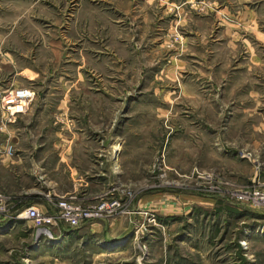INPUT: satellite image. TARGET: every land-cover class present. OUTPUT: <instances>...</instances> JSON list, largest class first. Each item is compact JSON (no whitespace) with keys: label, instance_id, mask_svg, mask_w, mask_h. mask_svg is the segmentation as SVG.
Instances as JSON below:
<instances>
[{"label":"rangeland","instance_id":"1","mask_svg":"<svg viewBox=\"0 0 264 264\" xmlns=\"http://www.w3.org/2000/svg\"><path fill=\"white\" fill-rule=\"evenodd\" d=\"M12 88L35 97L0 109V264H264V208L237 200L264 191V0H0ZM67 155L127 201L43 232L23 214L70 189Z\"/></svg>","mask_w":264,"mask_h":264},{"label":"built area","instance_id":"2","mask_svg":"<svg viewBox=\"0 0 264 264\" xmlns=\"http://www.w3.org/2000/svg\"><path fill=\"white\" fill-rule=\"evenodd\" d=\"M34 97L35 93L30 88L6 90L0 99V109L7 117L6 121L13 123L17 117L25 115L29 111ZM11 156V147L8 145L0 146V158L4 159ZM258 186L260 185L257 183L256 187L247 188L245 191L239 190L237 198L239 203H245L251 208H264V191H261ZM115 192V189H109L89 200L73 195L61 196L53 202L55 211L52 214L32 206L27 208L23 215L36 227L41 228L43 232H48L57 227L60 222L70 228H78L86 223L109 219L116 215L127 198H116ZM4 200L5 197L0 195V224L7 217L3 204Z\"/></svg>","mask_w":264,"mask_h":264},{"label":"crops","instance_id":"3","mask_svg":"<svg viewBox=\"0 0 264 264\" xmlns=\"http://www.w3.org/2000/svg\"><path fill=\"white\" fill-rule=\"evenodd\" d=\"M77 148H79V147H77ZM97 158H99L98 155H97ZM65 159L67 161V164L65 163L66 167H64V166L62 167L63 171L65 173V174L64 173L63 174L65 175V177H66L65 179L71 185V187L68 191L60 192L58 194H53L54 198H56L55 200H57L59 198V196H64V195L66 196V195H70L72 193L79 195L78 197H80V198H85V199L89 200L90 198H92L91 195L97 191L96 189L100 187L99 184L102 181V177H105V175L99 174V173L96 174V173L92 172V168L90 171L87 170V171H85L79 175V170L77 168H75V166H73V164H72L74 162L72 160L73 159L72 156L67 155V158H65ZM6 160L7 159L4 158L1 163H3ZM63 161H64V159H63ZM19 162H21V161H19ZM19 162L9 161V162H7L8 164H6V168L11 169L12 167H15V166L19 167L21 164ZM95 164H97V162H95ZM92 166L94 167V169H97V167H98V165H94V164ZM39 173H40L39 167L34 168V176L35 177L40 176ZM66 180H64V181H66ZM82 187H83V189H81ZM37 207H39V209L41 211L47 212L49 214H52L55 211L52 204H49L48 207H43V206H37ZM82 229H85V228L81 227L79 230H82ZM113 247H115V246H113Z\"/></svg>","mask_w":264,"mask_h":264}]
</instances>
